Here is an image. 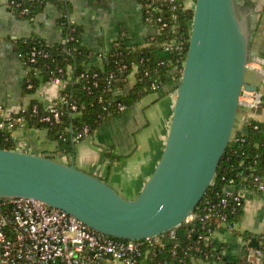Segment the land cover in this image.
<instances>
[{
	"label": "water",
	"instance_id": "95a60500",
	"mask_svg": "<svg viewBox=\"0 0 264 264\" xmlns=\"http://www.w3.org/2000/svg\"><path fill=\"white\" fill-rule=\"evenodd\" d=\"M189 47L165 146L134 198L75 162L0 147V198L35 197L92 228L140 239L183 222L211 185L232 138L247 63L258 52L236 0H195Z\"/></svg>",
	"mask_w": 264,
	"mask_h": 264
},
{
	"label": "trees",
	"instance_id": "16d2710c",
	"mask_svg": "<svg viewBox=\"0 0 264 264\" xmlns=\"http://www.w3.org/2000/svg\"><path fill=\"white\" fill-rule=\"evenodd\" d=\"M138 1L144 22L154 25L156 31L148 34L145 43L141 45L128 44L126 32L122 31L112 46L102 52L103 65L94 66L90 65V61L97 52L83 42L82 26L71 19V0H8L9 8L16 16L29 19L48 3L59 7L58 23L63 30L61 40L48 42L39 36L16 39L17 52L24 67L28 69L23 83L24 92L32 93L42 82L61 78L65 80L62 93L70 102L78 105L79 113L65 105L60 122L55 123L40 121V115L32 111V106L37 103L43 110V104L35 99L22 114L27 124L47 129L49 138L58 142L56 151L75 156V132L88 125L89 134L93 133L101 124L122 112L117 106L119 102L127 109L150 92L164 96L169 91L166 85L181 77L180 70L172 72V69L175 66L181 68L186 58L193 7L187 6V0ZM158 16L162 17L161 21L157 20ZM165 42H174L168 57L159 53ZM122 64L127 66L120 68ZM112 72L114 76H111ZM132 72L136 80L127 91L125 86ZM12 133L0 129V147L14 148ZM116 156L120 157L114 154L113 159ZM257 176L259 179H256ZM263 178L264 122L252 119L246 133H233L213 182L195 211L211 209L224 213L229 223H236L242 218L244 200L238 204L231 196L228 203L224 204L222 199L228 196L226 185L230 179H234L237 189L258 188ZM216 224L214 218L205 222L197 219L184 224L174 241L164 239L160 243L145 246L136 264H202L201 261L211 260H215L216 264H255L253 261L239 262L226 257L223 246L215 245L214 237L208 230L210 226L216 227ZM233 231L242 235L245 253H249L250 248H259L264 255V231H239L236 228Z\"/></svg>",
	"mask_w": 264,
	"mask_h": 264
},
{
	"label": "crops",
	"instance_id": "0c3cea01",
	"mask_svg": "<svg viewBox=\"0 0 264 264\" xmlns=\"http://www.w3.org/2000/svg\"><path fill=\"white\" fill-rule=\"evenodd\" d=\"M71 2V19L82 26L83 42L97 52L90 61V65H103L101 52L108 50L122 31L126 32L127 42L131 45L144 44L146 36L156 31L154 25L144 22L141 4L138 0H71ZM236 5L238 14L250 27V46L258 52L259 56L264 57V0H236ZM58 16L59 7L48 3L32 19L18 17L9 8L7 0H0V103L11 110L18 111L34 99L43 104H49L63 89L65 81L57 79L42 82L32 93L24 92L23 83L26 70L17 52L16 44V39L24 36H39L48 42L61 40L63 30L58 23ZM246 79L255 84L258 90L264 92L262 73L248 68ZM134 82V76L130 75L125 86L127 91ZM177 83L178 81L174 80L167 84L166 89L169 91L164 96H160L158 92L143 96L131 107L101 124L91 136L80 140L76 144V156H79L81 163L98 170L100 168L98 164L101 162L106 165V176H112V169L109 166L114 161L112 159L113 150L118 155L124 156L135 152L137 147L134 144L133 135L149 123V117L144 116V111L148 110L150 116L154 117L152 109L160 104L162 99L169 98L167 104L164 105L166 113L163 115L162 128L164 131L161 132L163 145L160 152L154 158L152 157L153 159H149L151 165L148 166V171L142 172L146 173L140 181L142 185L140 182L135 184L132 188V196L129 198L138 195L151 173L149 170L154 169L162 155L176 98L172 91ZM252 119L264 122V100L258 106L251 108L240 104L234 132L246 133ZM12 135L14 141L26 144L28 140L34 148L40 144L45 151L47 148L56 151L58 147V142L49 138L46 128L43 133L37 126L25 124L14 129ZM139 170L142 171L140 166ZM99 172H102V168ZM142 173L136 172L137 176H142ZM117 188L122 192L124 190L123 187ZM228 188L237 189L232 185ZM237 190L244 200V212L240 221L235 223V228L239 231H264V188L241 187ZM214 242L217 247L223 246V253L227 258H233L234 261L247 262L255 259L253 254L244 252L242 235L226 227L214 233ZM260 263L264 264V258L260 260ZM107 264L124 263L120 260H112ZM207 264L216 263L210 261Z\"/></svg>",
	"mask_w": 264,
	"mask_h": 264
},
{
	"label": "built area",
	"instance_id": "2783aa9c",
	"mask_svg": "<svg viewBox=\"0 0 264 264\" xmlns=\"http://www.w3.org/2000/svg\"><path fill=\"white\" fill-rule=\"evenodd\" d=\"M191 3L192 0L186 1L187 6H191ZM157 20L161 21L162 17L158 16ZM174 42L163 43L159 53L168 57ZM181 44H183L182 41ZM180 46L182 47V45ZM102 55L104 61V54ZM183 64L184 61L181 68L175 66L172 72L178 70L182 72ZM126 66V64H122L120 68ZM247 68L259 71L264 75V57L251 56ZM25 70L27 74L28 69L25 68ZM130 75H133L136 80L135 73L132 72ZM111 76H114L113 72ZM57 79L61 78H54L49 81ZM179 79L177 78L175 81L179 82ZM62 90L54 101L49 104L42 103L43 110L40 109L39 104H33L32 111L40 115V121L60 122L65 105H69L70 109L79 113L77 103L70 102ZM172 93L176 95V88L173 89ZM263 100L264 92L257 88H243L240 96V104L250 108L258 106ZM29 105H24L20 110L14 111L0 103V129L13 132L18 126L27 124L22 114L29 109ZM117 106L120 111L126 110L121 102ZM89 131V126L85 125L81 131L75 132L74 141L78 143L89 135ZM256 179H259V176ZM231 185L236 187L234 179H230L226 185L225 190L228 196L224 197L222 202L228 203L229 197L232 196L240 204L243 197L238 191L230 190L228 187ZM258 188H264L263 179L259 182ZM209 218H214L217 222L216 227L210 226L208 229L213 237L214 233L222 227L230 230L235 228V223H229L224 213H217L211 209L198 212L194 209L181 224L168 231L147 238L122 239L98 231L68 211L50 207L38 198L1 197L0 264H107L108 261L112 260H120L124 264H136L138 257L143 255L145 246L160 243L164 239L170 242L174 241L176 236L181 233L182 225L197 219L205 222ZM249 253L255 256L254 260L249 261L261 264L260 260L264 258L261 249L250 248ZM211 261L215 262V260ZM208 262L201 261L202 264Z\"/></svg>",
	"mask_w": 264,
	"mask_h": 264
},
{
	"label": "rangeland",
	"instance_id": "374dc122",
	"mask_svg": "<svg viewBox=\"0 0 264 264\" xmlns=\"http://www.w3.org/2000/svg\"><path fill=\"white\" fill-rule=\"evenodd\" d=\"M194 3H195V0H192V3L190 5L194 6ZM151 93L152 92L148 94L150 95ZM148 94L146 95L148 96ZM168 99L169 98L162 99L161 103L156 105L152 109V113L154 114V117L150 116L148 110L144 111V116L149 117L148 118L149 123L147 126L141 127L133 135L134 144L137 147V150L127 156L120 155V154H119L120 157L116 156V159L114 158L113 163L111 164V166H109L112 169V176H109V177L106 176V173H105L106 165H103V163L101 162H99L100 164H98V166L102 168V172H99L100 168L97 170V168H93L91 166L84 165V163H81V161L79 160V156L64 154L59 151L51 150L50 148H47V150L45 151L40 144L34 148L33 145L28 142V140H26V144H22L21 142L14 141V148L18 150L22 149L21 151L26 150L27 152L35 153L38 155H45V156H48V157H51V158H54L56 160L63 161L66 163H71L74 161L75 164L79 168L85 171H88L92 174L100 176L102 179L108 181L112 186H114L123 196L129 198L130 196H132L131 195L132 188H134V185L135 184L137 185L145 177L146 173H142V172L148 171L149 169L148 166L151 165L149 159L150 160L153 159L154 156H156L157 153L160 152V149L163 145L162 138H161V132L164 131V129L162 128V125L164 123L163 115L166 113V109L164 105L167 104ZM37 128L40 129L41 132L44 133L45 127H37ZM91 135L92 133L89 134L87 138ZM113 153H117V152L113 150ZM113 157H114V154H112V159ZM139 166L142 168V171L139 170ZM153 170L152 171L149 170V172L152 173ZM138 171H140V173H142L143 175L137 176L136 172ZM127 184H129L130 186H128ZM140 184L142 185V182H140ZM117 187H120V189L121 187H123L124 188L123 192L120 191ZM140 192L138 193V195L140 194Z\"/></svg>",
	"mask_w": 264,
	"mask_h": 264
}]
</instances>
